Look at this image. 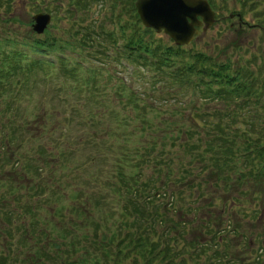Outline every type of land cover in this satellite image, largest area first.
Here are the masks:
<instances>
[{"label":"trees","instance_id":"16d2710c","mask_svg":"<svg viewBox=\"0 0 264 264\" xmlns=\"http://www.w3.org/2000/svg\"><path fill=\"white\" fill-rule=\"evenodd\" d=\"M209 1L218 6V0ZM231 1L256 9L263 0ZM136 31L123 37L124 47L134 52L127 59L142 68L133 78L147 79L150 85L127 87L124 94L132 114H122L128 119L123 126L130 128L120 149L130 168H119L107 180L108 192L98 187L79 199L82 190L76 189L70 211L59 213L60 226L18 231L17 243L13 249L8 243L9 254L0 256V264H264V254L250 246L247 228L258 212L257 204L246 208L248 199L258 200L264 188V113L244 111L251 99L256 103L263 94L250 60L232 66L231 58L218 62L203 51H186L153 38L140 25ZM30 46L36 54L63 50L53 39L33 40ZM11 54V60L3 61L6 54L0 62V75L8 68L12 75L35 72L46 63L37 60L22 69L23 54ZM62 71L75 77L64 66ZM157 96L161 99L156 104L145 102ZM211 103L212 115L186 114ZM230 166L237 180L223 175ZM209 168L214 182L201 178ZM146 169L150 175L142 178ZM172 182L181 190L168 207L156 193ZM144 190L149 192L143 196ZM259 223L264 228V216Z\"/></svg>","mask_w":264,"mask_h":264},{"label":"rangeland","instance_id":"374dc122","mask_svg":"<svg viewBox=\"0 0 264 264\" xmlns=\"http://www.w3.org/2000/svg\"><path fill=\"white\" fill-rule=\"evenodd\" d=\"M69 2V0H13L7 3L8 5L5 2L0 3V62L7 52V57L3 61L11 60L10 52L13 53V51H19L23 57H28L23 59L24 63L30 62V60L46 59L45 54H34L32 51L30 44L37 39L51 41L52 38L59 37L58 41L56 40L58 44L63 41L72 46V48L69 46L65 49L63 54L49 51L56 59L53 66L42 65L43 69H38L35 72L28 70L26 79L24 72L19 71L12 75L13 69L10 68H8L10 70L8 75L7 66L3 67V71L6 70V72L0 75V82H2L0 85V144L5 151L7 150L6 155L8 156L7 162L0 167V184L3 181L6 182L2 192L6 198L5 212L7 214L11 212V216H16L17 225L20 226L26 224L29 218L25 216L21 222V218L16 214L20 208L26 206L28 200H30L29 205L34 207L36 213L48 218L53 216L50 205L46 204L44 208L39 207L41 199H43L40 195L41 190H32L35 183L40 186L42 180L40 178L43 173L48 172L57 178L54 187H57L60 192L72 193L75 186L79 184L85 186L84 189H90L91 186L97 189L101 184L102 187L99 188L106 192V182L114 178L118 167L128 171L131 164L129 160L123 158L122 149H120L122 148L120 143L123 142L122 133H117L115 137L118 128L120 131L125 130L121 124H126L128 119L122 114L124 111L132 114L131 106L119 91L114 92V84L108 87L103 86L100 83L103 78H99L98 86H91L89 81L84 85V81L87 80V70L104 65L110 69L111 73L114 72L115 83L118 84L120 81L124 83L130 77L129 70H134L136 65L124 66L121 60L104 62L105 64L101 63V65L100 60L95 57L98 55L94 52L96 45H84V35H87L84 28L79 26V31L75 29L81 24L79 23L80 18L75 22L74 15L76 13L69 14ZM228 5L227 7L231 6ZM263 8L264 5L261 8L259 6L260 10L258 11L243 9L244 18L251 23L254 18L260 21L261 18H257L255 12L261 13ZM106 9L107 1L99 0L90 4L88 12L79 10L86 17L84 22L87 27L92 24L89 28L91 33H95L96 23L93 21L100 20V17H103L102 14L107 11ZM215 11V16L221 17L226 16L230 10L226 11L225 8ZM38 12L50 13L52 16L46 30L47 33L35 34L32 30V17ZM115 14L117 15L116 10ZM126 18L128 21L129 17L126 16ZM232 23L234 28L228 26L227 21L218 19L185 49L205 51L218 62H227L228 58H231L230 65L232 66L236 64L237 60L249 59L251 70L258 75L257 85L263 90L258 102L255 103L251 99L248 108L244 107V111L255 116L258 113H264V30H248L246 27L239 30L236 26L238 23L236 17L232 18ZM155 37H159L164 43L170 42L166 34H155ZM235 44L237 47H234ZM115 52L116 50H107L106 54L112 56L116 55ZM227 52L229 53L227 54ZM59 57H64L66 66L75 67V79L63 78L60 70L61 63L58 62ZM77 64L80 65V69ZM7 76L9 81L5 82ZM131 84L139 88L142 85L145 87L150 85L147 79L146 81L137 79ZM83 89L86 90L85 93ZM98 89L99 91H96ZM83 96L86 97L85 103L77 105V100ZM175 102L171 101V103ZM212 105L211 103L208 107L211 108ZM108 108H114L120 112L119 119L115 118L113 124L110 119L102 117ZM75 111L77 114H74ZM193 111L192 114L200 118H202L201 114H212V110L208 108L198 111L195 107ZM107 129H109L108 132ZM94 133L96 134L95 139L91 137V134ZM237 140L239 142V139ZM61 153H64V156L58 158L57 156ZM89 158L92 160L88 161ZM210 172L211 168L201 178H206L208 182H214L216 175L215 173L210 174ZM222 173L224 176L226 174L236 180L239 178L238 173L231 166L225 168ZM64 180L67 182L64 183ZM15 181L19 182V186ZM11 183L15 188L12 191H7ZM248 186L251 187L252 183H249ZM172 188V184L161 187L163 193L160 194L168 203L172 202ZM35 195L41 197L38 198ZM68 202V200L61 202L59 206L70 207ZM50 203H53V200ZM3 216L4 211L0 214V219ZM13 226L16 227V225ZM224 226L222 225L220 228H224ZM7 229L8 226L0 227V256L5 257L9 254ZM51 230L53 235L57 234V230H53V228ZM262 237L263 235L258 236L257 234L249 239L252 247L258 251L260 249L264 251ZM16 238L17 234L13 232L14 244ZM11 257H13V253Z\"/></svg>","mask_w":264,"mask_h":264},{"label":"water","instance_id":"95a60500","mask_svg":"<svg viewBox=\"0 0 264 264\" xmlns=\"http://www.w3.org/2000/svg\"><path fill=\"white\" fill-rule=\"evenodd\" d=\"M135 5L146 26L157 31L164 29L178 44H187L198 33L194 28L201 25L197 16L203 18L206 26L214 21L213 11L205 0H136ZM33 19L34 31L41 33L50 15L38 13Z\"/></svg>","mask_w":264,"mask_h":264},{"label":"flooded vegetation","instance_id":"af4514ba","mask_svg":"<svg viewBox=\"0 0 264 264\" xmlns=\"http://www.w3.org/2000/svg\"><path fill=\"white\" fill-rule=\"evenodd\" d=\"M4 155H2V153L0 152V162L2 161V157H3Z\"/></svg>","mask_w":264,"mask_h":264}]
</instances>
